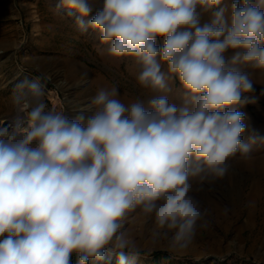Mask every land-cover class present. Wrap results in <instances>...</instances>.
Returning a JSON list of instances; mask_svg holds the SVG:
<instances>
[{
	"label": "clouds",
	"instance_id": "clouds-1",
	"mask_svg": "<svg viewBox=\"0 0 264 264\" xmlns=\"http://www.w3.org/2000/svg\"><path fill=\"white\" fill-rule=\"evenodd\" d=\"M221 2L60 0L111 56L135 58L142 88L169 92L167 81L178 80L188 103L161 94L125 104L118 89L101 88L92 114L72 118L48 108L39 79L19 83L18 114L0 126V264H72L74 254L89 264L106 250L134 264L119 230L137 207L154 216V235L187 246L201 218L190 177L223 179L249 151L238 108L253 86L240 66L264 69V0H233L230 25L224 9L202 24Z\"/></svg>",
	"mask_w": 264,
	"mask_h": 264
},
{
	"label": "rangeland",
	"instance_id": "rangeland-1",
	"mask_svg": "<svg viewBox=\"0 0 264 264\" xmlns=\"http://www.w3.org/2000/svg\"><path fill=\"white\" fill-rule=\"evenodd\" d=\"M59 3L0 0V126L3 118L11 121L18 114L13 98L19 91L17 85L25 80L39 79L48 108L72 118L81 112L92 114L91 99L101 88L118 89L117 99L125 104L134 100L147 103L161 94H168L177 105L188 103L178 80L167 81L169 92L142 88L136 79L140 65L135 58L111 56L110 44L101 43L100 33L91 28L82 30L68 9L57 8ZM232 3L222 0L209 8L201 23L210 22L215 12L228 6L230 12L227 15L224 11V17L230 25ZM94 15L95 11L84 18L85 25ZM232 55L233 50L226 54L229 59ZM240 67L253 86L245 94L248 102L238 108L244 113L242 140L250 146L249 151L238 152L228 162L229 172L223 179L201 185L190 177L188 195L198 203L201 218L186 247L173 245L172 233L166 238L154 235L153 215L139 207L130 210L119 231L124 233L121 242L138 253L134 264H264V69ZM162 71L167 73L166 65ZM61 80L66 81L65 86H58ZM65 93L72 100L70 104ZM132 255L129 253L130 262ZM89 264L117 261L105 257L103 262L90 260Z\"/></svg>",
	"mask_w": 264,
	"mask_h": 264
},
{
	"label": "bare ground",
	"instance_id": "bare-ground-1",
	"mask_svg": "<svg viewBox=\"0 0 264 264\" xmlns=\"http://www.w3.org/2000/svg\"><path fill=\"white\" fill-rule=\"evenodd\" d=\"M10 6H12V5H10ZM229 12H230V8H229L228 6H226L225 13L228 15ZM65 85H66V81H64V80H61V81L59 82V84H58V86H61V87H62V86H65ZM65 101H66L68 104H70V103L72 102V100L70 99L68 93H65ZM73 111H75V110H73ZM16 115H17V114H16ZM16 115H15V116H16ZM15 116H13L12 119H13ZM9 117H10V116H9ZM6 119H7L6 117L3 118V122H2V124H1V126L4 125L3 123H4V121H5ZM12 119H11V120H12ZM259 187H260V185L257 184V185H256V188H257L258 190H259ZM249 222H250V224H251V218H250ZM105 257H107V259H108V260H111V261L116 260V256L110 254V252H109L108 250H106V252H105Z\"/></svg>",
	"mask_w": 264,
	"mask_h": 264
},
{
	"label": "trees",
	"instance_id": "trees-1",
	"mask_svg": "<svg viewBox=\"0 0 264 264\" xmlns=\"http://www.w3.org/2000/svg\"><path fill=\"white\" fill-rule=\"evenodd\" d=\"M159 254H156V256H158ZM77 260H78V257L74 254L72 256V264H77Z\"/></svg>",
	"mask_w": 264,
	"mask_h": 264
},
{
	"label": "water",
	"instance_id": "water-1",
	"mask_svg": "<svg viewBox=\"0 0 264 264\" xmlns=\"http://www.w3.org/2000/svg\"><path fill=\"white\" fill-rule=\"evenodd\" d=\"M10 122V120H8V119H6L5 121H4V125H6V124H8Z\"/></svg>",
	"mask_w": 264,
	"mask_h": 264
}]
</instances>
